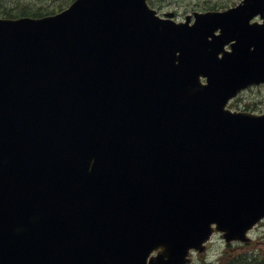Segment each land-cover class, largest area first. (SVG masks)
I'll list each match as a JSON object with an SVG mask.
<instances>
[{"label":"water","instance_id":"95a60500","mask_svg":"<svg viewBox=\"0 0 264 264\" xmlns=\"http://www.w3.org/2000/svg\"><path fill=\"white\" fill-rule=\"evenodd\" d=\"M257 14L264 0L193 23L148 0L0 16V264H186L215 231L248 240L264 112L227 104L264 83Z\"/></svg>","mask_w":264,"mask_h":264},{"label":"rangeland","instance_id":"374dc122","mask_svg":"<svg viewBox=\"0 0 264 264\" xmlns=\"http://www.w3.org/2000/svg\"><path fill=\"white\" fill-rule=\"evenodd\" d=\"M58 0H10L7 6L30 5L35 7H49L55 10ZM159 11L174 10L179 19L193 11L223 8L232 6L240 0H152ZM54 7V8H53ZM50 10L44 14L52 13ZM230 106L233 109H246L262 112L264 110V84L253 86L233 99ZM253 242L250 245H229L223 240H215L211 250L206 255L196 256L193 264H264V225L253 232ZM241 254V256H240Z\"/></svg>","mask_w":264,"mask_h":264},{"label":"trees","instance_id":"16d2710c","mask_svg":"<svg viewBox=\"0 0 264 264\" xmlns=\"http://www.w3.org/2000/svg\"><path fill=\"white\" fill-rule=\"evenodd\" d=\"M10 0H0V15L15 17L20 15H32V16H41L46 11L50 10L49 7H35L28 5H16V6H7L5 2ZM72 0H58L54 7L55 10H50V12H55L62 9L64 6L68 5ZM53 7V8H54Z\"/></svg>","mask_w":264,"mask_h":264},{"label":"flooded vegetation","instance_id":"af4514ba","mask_svg":"<svg viewBox=\"0 0 264 264\" xmlns=\"http://www.w3.org/2000/svg\"><path fill=\"white\" fill-rule=\"evenodd\" d=\"M262 223H263V222H262ZM263 224H264V223H263ZM260 227H261V225L258 226V228H260Z\"/></svg>","mask_w":264,"mask_h":264}]
</instances>
